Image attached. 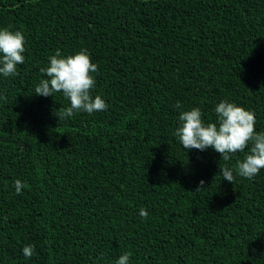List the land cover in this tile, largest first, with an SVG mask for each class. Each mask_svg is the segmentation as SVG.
Masks as SVG:
<instances>
[{
  "label": "trees",
  "instance_id": "obj_1",
  "mask_svg": "<svg viewBox=\"0 0 264 264\" xmlns=\"http://www.w3.org/2000/svg\"><path fill=\"white\" fill-rule=\"evenodd\" d=\"M2 28L26 51L0 75V264H264V169L230 184L220 167L247 149L175 136L181 111L215 123L221 101L264 132V0H0ZM57 49L87 50L106 111L59 120L70 101L35 95Z\"/></svg>",
  "mask_w": 264,
  "mask_h": 264
},
{
  "label": "clouds",
  "instance_id": "obj_2",
  "mask_svg": "<svg viewBox=\"0 0 264 264\" xmlns=\"http://www.w3.org/2000/svg\"><path fill=\"white\" fill-rule=\"evenodd\" d=\"M26 39L22 31H12L9 28L0 29V75L16 77L18 65L25 63ZM40 72L46 77L41 79L35 87V95L53 97L57 93L70 101V106L60 108L58 119L72 118L75 113L92 115L106 111L108 104L92 91L96 87L94 73L98 72V65L93 63L86 49L74 55L62 56L57 49L49 57V66L41 68ZM0 100H7L0 95ZM181 109L180 102L176 104ZM217 121L205 124L199 108L181 111L178 117L180 126L175 130V136L184 150L193 149L205 151L212 149L218 153L223 161H230L237 153L248 152L242 161H237L235 168L220 167L224 181L230 184L236 182L237 176L253 180L264 169V132H257L255 113L246 110L235 103L221 101L214 109ZM235 173V174H234ZM205 181L201 180L195 192L205 190ZM15 194H22L25 185L17 179L14 182ZM139 215L148 217V212L141 208ZM25 258L31 259L36 255L34 244L22 249ZM131 253H124L116 264H130Z\"/></svg>",
  "mask_w": 264,
  "mask_h": 264
}]
</instances>
